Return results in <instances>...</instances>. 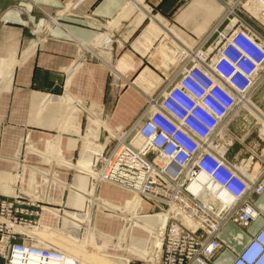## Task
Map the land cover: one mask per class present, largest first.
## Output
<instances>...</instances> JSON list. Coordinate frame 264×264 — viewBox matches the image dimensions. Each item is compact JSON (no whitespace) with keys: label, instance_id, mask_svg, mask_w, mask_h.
Listing matches in <instances>:
<instances>
[{"label":"crops","instance_id":"obj_1","mask_svg":"<svg viewBox=\"0 0 264 264\" xmlns=\"http://www.w3.org/2000/svg\"><path fill=\"white\" fill-rule=\"evenodd\" d=\"M143 2L0 0V106L8 103L10 93L14 100L17 94H22V99L29 105L21 130L1 129L0 132V141L6 146L5 150L0 147V194H17L44 204L37 245L68 249L72 243L82 240L80 244L99 254L119 258L124 264H128L130 257L118 254V250L157 263L168 215L155 210L138 192L117 186L132 196L115 202L105 194L113 192L107 182L97 184L94 175L95 182L91 184L95 165L107 149L109 140L119 137L122 130L111 128L103 120V104L94 101L87 104L65 89L70 84L67 75L80 69L91 56H97L96 49L104 47L112 51L116 43L111 40L114 34L110 30L133 9L139 11L141 21L150 18L149 24L133 42L134 49L144 55L150 51V56L158 58L155 69L159 72L167 70L171 56L164 51L166 61H163L158 49L152 50L155 32L162 31L171 37L176 32L165 30L166 24L150 16V10ZM177 3L175 0L169 13ZM221 8L215 0H191L175 18L200 37L221 13ZM160 12L166 18L172 16L165 10ZM202 12L205 16L201 19ZM111 25L108 32L102 33L105 26ZM131 25L132 22L124 23L117 35L122 39L126 35L129 37L136 29L129 32ZM132 64L129 55L123 54L110 67L115 75L114 84L117 85L120 79L126 81L125 75L128 69H133ZM87 69L90 70V66ZM157 81L152 71L144 68L128 85L148 96ZM56 105L62 107L59 113L57 110L54 111L56 115L46 117L47 106H53V109ZM46 125L53 132L41 135L40 142L43 143L39 148V140H33V128ZM7 149L13 155L9 172L6 170L8 165H3L11 155ZM71 169L77 173L69 183L67 171ZM224 201L228 199L225 197ZM254 205L260 216L248 228L230 223L222 229L219 238L224 247L213 259V264H230L259 231L264 223V194L255 199ZM95 210L106 216L108 226L113 228L110 233L98 226ZM116 225H120L118 235L113 232ZM131 264L144 263L132 261Z\"/></svg>","mask_w":264,"mask_h":264},{"label":"built area","instance_id":"obj_2","mask_svg":"<svg viewBox=\"0 0 264 264\" xmlns=\"http://www.w3.org/2000/svg\"><path fill=\"white\" fill-rule=\"evenodd\" d=\"M162 1L152 0L150 11ZM190 1L178 0L177 10ZM217 1L227 12L200 37L176 18L150 12L165 30L176 32L174 37L155 32L152 50L163 61L164 51L171 56L167 70L157 71L163 82L146 96L136 121L109 140L112 147L95 165L97 184L141 193L167 213L155 264H213L224 247L222 229L230 223L246 229L260 216L254 201L264 194L263 178L252 157L229 160L222 139L227 119L249 98L264 68V36L246 17L264 19L245 7L247 0ZM254 1L264 12V0ZM43 205L0 194L2 264H83L67 250L37 245L22 231L38 227ZM230 264H264V223Z\"/></svg>","mask_w":264,"mask_h":264},{"label":"rangeland","instance_id":"obj_3","mask_svg":"<svg viewBox=\"0 0 264 264\" xmlns=\"http://www.w3.org/2000/svg\"><path fill=\"white\" fill-rule=\"evenodd\" d=\"M215 1L221 6V4L217 0ZM162 2H165V4H163ZM162 2L161 3L163 5L161 3V5H158L156 7H153L152 5L153 9L150 12L153 14L156 12V10H158L159 12L165 10L169 13L170 9L173 7V3L175 2V0L173 3L170 2V0H163ZM229 3L231 4L232 2L230 1ZM143 4L150 10L152 0H144ZM254 4H256L254 0H247L245 3V7L252 13H255V15H257L256 12H261L257 10L258 7ZM178 5L179 4L177 3V6L174 7L171 13H169V16L172 15L170 16L171 19H174L175 16L183 8L186 7L185 5L182 6V8H180L179 10H177V8L179 7ZM160 6H162L161 9ZM221 9V13L216 16L210 24H213V22L217 21L218 18L221 17V15L226 11L225 8L223 9V7ZM262 13L264 14V12ZM204 16L205 15L203 14V12L200 13L201 19L204 18ZM257 16L262 17L264 19V15ZM140 18L141 15L139 11L133 9L121 18V23L118 22L119 24H115L114 22L112 24H115V26L113 27L115 29H112L114 31L110 30L112 28V25L105 26V29L102 31V33L108 32V30H110L111 34H114V36L111 37V40L116 43L114 48H112V51L104 47L101 49H96L97 56H91L83 63V66L80 69H76L72 71L69 75H67V80L70 84L68 86H65V89L69 90L72 95L77 97L78 100H85L87 101V104L93 101L103 104V120L106 121L108 126H110L111 128H119L120 131L127 129L130 125H132L136 121L140 112L145 107L146 96H144L143 94L144 91L142 92L141 90V93L138 92L135 88L128 85L129 82L134 81L136 77L140 74L141 70L144 68L152 71L154 77L157 78L158 83L162 84L163 82V76L159 78V75L157 74V69H155L154 67H157L158 58L155 59L154 56H150V51L149 53H146L144 55L136 51L133 47V42L150 22L149 18H144L142 21ZM246 19L258 30V32L262 36H264V21L261 22L259 20H255L253 17H246ZM140 21L141 24L136 28V25ZM128 22H132V25L128 29L129 32L132 28L136 29L134 33H132L129 37L128 35H124L125 37H123L124 39H122L120 36L117 35V32L119 34L124 23L127 24ZM24 45L25 44L23 43L22 47H24ZM123 54L129 55V57L133 61V69H128L126 73L127 75H125L127 76L126 81L124 79H120L118 80V83L116 85L112 82L114 80L115 75L112 72L113 78L111 81L109 70L110 67L113 66ZM87 66H90L91 69L88 70ZM17 95L18 96L15 97L14 100L10 93L7 97L9 99L11 96L10 100H8V103L1 104L0 106V132L1 129L21 130L25 126V119L27 118L29 105L28 102L25 101L26 99H22V94L19 93ZM52 107L53 106H47L46 108V117L48 116V118H51L52 116L56 115L55 112H57V110V113H59L62 108L58 105H56L55 108L51 109ZM43 127L33 128V140H39V148L40 145L42 146L43 143L42 141L40 142L42 138L41 135L47 132H53L51 127L47 125ZM223 134L224 137L222 140H224L225 145L228 147V159L231 161H239L241 159H249L250 157H252V163L254 164V167L255 169H257L258 173L261 174L264 181V68L261 71L258 83L254 91L249 95V98L243 101L242 106L237 111L232 113L227 119ZM137 143L138 142H136V144ZM112 145L113 142H111L108 146L112 147ZM0 147L2 148V150L6 149V146L3 144L2 141H0ZM7 150L11 155L9 156V158H6V161L5 163H3V165H8V168L6 170L9 172L13 155L10 149ZM106 150L107 149H105L104 151ZM105 154L106 153L103 152L100 158ZM239 169L242 172H245L244 168L240 167ZM67 173L69 183H71L75 173L77 172L76 170L71 169L67 171ZM253 176L254 173L251 174V177ZM106 184L110 185V189L113 190V192H105V194H108L107 197L113 199V201L115 202H121L125 197L132 196L129 192L115 185H111L109 183ZM67 194L68 192L66 193V196ZM221 197L225 199V196L221 195ZM65 198L63 202L65 201ZM75 211H78V209ZM98 212V210H95V213H97V215L94 217L96 219V222L98 223V226L101 227L104 231L110 233L112 231L111 229L113 228H110L108 226L107 219L105 218L106 216L101 213L98 214ZM114 228H116L115 230H113V232H115L114 234L118 235L120 225H116L114 226ZM81 242L82 240H79L78 243H72L71 245L76 246V250L78 252H81L84 249L83 247H85L84 245L80 244ZM117 253L122 255L124 253L125 256L130 257V264L132 261H141L144 264H155L151 260H142L131 256L126 251L124 252L118 250Z\"/></svg>","mask_w":264,"mask_h":264},{"label":"bare ground","instance_id":"obj_4","mask_svg":"<svg viewBox=\"0 0 264 264\" xmlns=\"http://www.w3.org/2000/svg\"><path fill=\"white\" fill-rule=\"evenodd\" d=\"M256 5V4H254ZM227 12V10L225 11V13ZM256 12V11H255ZM257 15H262L261 13H257ZM263 16V15H262ZM139 144V142L137 143ZM105 153L107 152L104 151ZM105 157V155H103ZM96 176L97 175V169H94L93 170V173H92V179H91V184L92 182H95L93 181L94 177L93 176ZM98 180V176H97V179ZM91 188H94L93 185H91ZM228 202V201H227ZM167 214V213H166ZM38 227L37 228H24L22 231L27 234L28 236H30L31 239H33V242L36 243V242H39L38 239H39V231H40V224H39V220H38ZM82 245V244H81ZM40 246H43V247H53V246H50V245H40ZM85 246V245H84ZM75 247V248H73ZM71 248H62V250H67L69 252V254L73 257H80V260L82 261L83 264H124L123 261L119 258H114V257H108V256H105V255H102V254H99L97 253L95 250H92L90 248H88L87 246L83 247L84 249L81 251V252H78L76 250V246H73ZM86 249V250H85Z\"/></svg>","mask_w":264,"mask_h":264}]
</instances>
